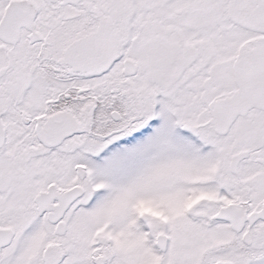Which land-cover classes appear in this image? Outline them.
<instances>
[{"label": "snow or ice", "instance_id": "snow-or-ice-1", "mask_svg": "<svg viewBox=\"0 0 264 264\" xmlns=\"http://www.w3.org/2000/svg\"><path fill=\"white\" fill-rule=\"evenodd\" d=\"M0 264H264V0H0Z\"/></svg>", "mask_w": 264, "mask_h": 264}]
</instances>
